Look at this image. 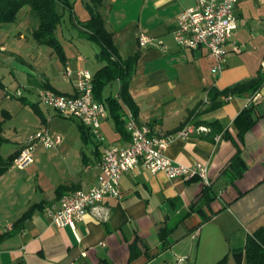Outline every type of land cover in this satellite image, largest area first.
I'll list each match as a JSON object with an SVG mask.
<instances>
[{"label": "crops", "instance_id": "0c3cea01", "mask_svg": "<svg viewBox=\"0 0 264 264\" xmlns=\"http://www.w3.org/2000/svg\"><path fill=\"white\" fill-rule=\"evenodd\" d=\"M71 1L72 11L57 1L62 17L68 12L57 27H73L68 43L77 41L83 49L90 48L91 54L79 50L73 59L61 44L65 55L61 60L50 46L33 38L34 23L27 7L19 9L14 21L0 24V120L3 124L13 116L4 104L12 97L25 112L33 110L39 117L35 129L8 154L39 128L61 136L55 146L36 143L28 165L10 164L0 176V264H245L244 251L236 250L248 233L264 224V0L234 4L237 27L216 75L210 71L205 46L180 47L171 33L178 13L195 0H103L99 10L118 54L125 58L137 53L127 88L135 118L148 124L154 135L192 127L186 136L176 131L165 154L175 163L204 162L210 185L205 186L196 175L168 177L138 165L121 174L117 196H105L75 220L78 236L70 226L53 223L46 208L56 205L61 193L89 188L101 173L104 148L126 145L129 137L125 123L119 129L107 106L100 122L103 139L83 138L75 117L60 116L62 120H55L60 125H55L56 111L42 102L44 110L39 107L40 87L74 92V76L65 80L61 75L64 63L73 69L86 68L91 76L104 64L97 57L99 45L94 42L95 49L85 43L93 42L81 24L89 17L88 10L82 0ZM25 28L32 39L23 32ZM139 33L151 36L152 41L140 46ZM258 75L263 80L254 92L222 94L227 86ZM211 85L215 88L208 95ZM120 88V81L114 79L101 93L102 98L119 100L124 121L130 108ZM31 96L36 101H30ZM243 108L250 109L254 120L247 128L245 119L236 120ZM1 109L9 116L3 118ZM213 120L221 123L226 135L216 134L212 140L200 137L195 122ZM240 131V153L247 167L234 176L228 163ZM132 249L138 251L134 257Z\"/></svg>", "mask_w": 264, "mask_h": 264}, {"label": "built area", "instance_id": "2783aa9c", "mask_svg": "<svg viewBox=\"0 0 264 264\" xmlns=\"http://www.w3.org/2000/svg\"><path fill=\"white\" fill-rule=\"evenodd\" d=\"M236 2L237 0H195L193 5L178 13L171 31L173 39L180 47L195 49L205 46L211 59L210 71L215 75L223 68L226 43L237 27L233 12ZM151 41V36L139 33L140 46ZM261 68L264 71V60ZM61 75L65 80H71L74 76V92L60 93L48 87H40V102L63 116L80 119L97 139H103L100 122L106 116V105L94 97L90 71L83 67L73 69L66 62ZM16 93L19 94V91ZM255 97L256 95L253 96ZM124 123L129 141L126 145H109L104 148L100 157L101 173L96 181L89 188L62 193L56 205L46 208L50 220L57 226L68 225L76 233L75 220L81 218L105 196H117L121 174L138 165L153 173L162 171L168 177L196 175L204 184L209 183L207 165L204 162L196 161L187 165L175 163L166 156L165 149L173 138L172 134H152L148 125L138 122L130 109L125 114ZM205 129L202 125L195 128L196 131ZM190 131L192 127H184L177 134L186 136ZM60 140L59 134L51 135L46 128H39L26 138L11 167L23 168L28 165L33 160L32 151L36 143L55 146ZM76 235L78 236L77 233ZM183 259V256L179 257V260Z\"/></svg>", "mask_w": 264, "mask_h": 264}, {"label": "trees", "instance_id": "16d2710c", "mask_svg": "<svg viewBox=\"0 0 264 264\" xmlns=\"http://www.w3.org/2000/svg\"><path fill=\"white\" fill-rule=\"evenodd\" d=\"M57 1L58 0H0V24L4 22L14 21L17 18L19 9L24 5H28L31 18H35L32 21L34 23L33 29L31 31L33 38L38 43L50 46L57 53V55H59L61 60H64V50L60 41L55 35V29L62 18V12L59 11L56 7ZM59 1H61L62 4L68 8V10L72 11L71 0ZM82 1L89 12V17L86 20L81 21V24L89 30L87 38L99 45L97 57L99 60L104 61V64L101 65L93 73V94L95 99L104 102V104L108 107L111 115L113 116L116 125H118L119 129H122V122H124L125 120L123 121V119L120 117L121 103L119 102V100L111 96L102 98L101 90L105 84L114 79H118L121 83V98L122 100H125L127 102L130 110L135 115L136 109L134 103L128 97L129 94L127 88L137 58V53L128 55L125 58L120 57V55L118 54L117 48L113 42L112 33L105 28L104 20L99 10V7L102 5L103 0ZM262 80V76L258 75L254 78L235 82L224 88L222 94L227 96L235 93H240L242 91L254 92L259 88ZM214 88V85H211L207 89V94H211ZM215 104H217V102L211 103V105L213 106ZM249 110V108H243L236 117V120L245 119V128L250 127L254 121L249 114ZM1 113L3 115V118L9 116V113L6 110L1 109ZM200 123H204L208 126L205 130L196 131V133L200 137L212 140L214 139V136L216 134L222 133L226 135L224 127L217 120L196 121L194 128L199 126ZM77 124L83 138H85V136L87 135H93L89 128L81 120L78 121ZM180 129L181 127H178L165 134L174 135L176 131ZM2 130L3 124L2 120H0V146L6 139L2 135ZM233 142L236 146V151L229 160L228 168L233 171L234 176H239L247 167L240 153L241 145L243 143V133L241 131L238 132L237 140H234ZM22 146L15 149L7 156H2V154L0 153V176L9 168L10 164H12L13 159L19 154ZM209 185L210 184H205V186ZM236 251H244L245 264H264V224L259 226L251 233H248L244 245L242 247H239ZM136 254H138V251L136 249H132L131 256L134 257ZM223 262L224 261H222L220 264H224Z\"/></svg>", "mask_w": 264, "mask_h": 264}, {"label": "rangeland", "instance_id": "374dc122", "mask_svg": "<svg viewBox=\"0 0 264 264\" xmlns=\"http://www.w3.org/2000/svg\"><path fill=\"white\" fill-rule=\"evenodd\" d=\"M23 7H27L29 8L28 5H24ZM57 9L61 10L60 5H57ZM30 13V12H29ZM31 15V14H30ZM66 15L68 16V12L65 11L63 17H62V21L61 23L65 20V18L67 19ZM31 17V16H30ZM35 18H30V22H32ZM73 29V27H57L56 31H55V35L56 37L59 39L60 43L65 46L69 56L71 58H75V56L77 54H79V50L82 54L85 55V53H89L90 52V48L85 47L83 49V47H81L79 45V43H77V41L72 42V40L69 37V40L72 42L71 44H69L67 41L68 39V35L70 34L69 31H71ZM23 32H25V34L27 35V37L29 39H32V36L30 34V32L27 30V28L23 29ZM69 32V33H68ZM77 32V31H76ZM75 33V32H74ZM84 40V39H83ZM85 43L89 46L94 47L95 49H98V45L94 42H87L85 41ZM80 46V47H79ZM50 49V48H49ZM78 50V51H77ZM84 50H86L84 52ZM34 53V52H33ZM87 53V55H88ZM109 88L110 85L108 86ZM108 91L105 89L104 93H107ZM113 93V91H111ZM18 99L12 97L9 100H5L6 103L4 102V104H6V108H9L12 110L13 112V116L10 119H6L3 122V135L6 137V140L2 143L1 148H0V153L2 155H6L8 154V152H10V150L13 149V147L15 146V144H17L16 142L19 140H21L25 134H28L29 132L33 131L35 128L33 127L35 125V123H39V117L38 115L33 111V110H29L25 112V108L21 109L19 106V102H15ZM30 101H36L35 100V96H31L29 97ZM19 101V100H18ZM39 107L44 110V105L41 104V102H38ZM29 109V108H26ZM50 111H53L54 109L49 107ZM55 111V110H54ZM58 116H56L57 118L54 119V124L55 125H60V122H56L55 120H62V118H60L61 115L56 114ZM63 117V116H62ZM68 121V120H67ZM15 127V129H14Z\"/></svg>", "mask_w": 264, "mask_h": 264}]
</instances>
